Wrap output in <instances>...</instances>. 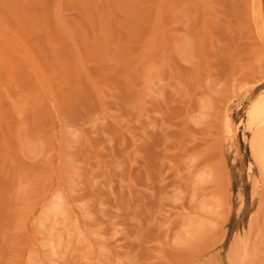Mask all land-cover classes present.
Masks as SVG:
<instances>
[{"label":"rangeland","instance_id":"1","mask_svg":"<svg viewBox=\"0 0 264 264\" xmlns=\"http://www.w3.org/2000/svg\"><path fill=\"white\" fill-rule=\"evenodd\" d=\"M263 114L264 0H0V264H264Z\"/></svg>","mask_w":264,"mask_h":264},{"label":"bare ground","instance_id":"2","mask_svg":"<svg viewBox=\"0 0 264 264\" xmlns=\"http://www.w3.org/2000/svg\"><path fill=\"white\" fill-rule=\"evenodd\" d=\"M264 115V114H263ZM263 118V117H262ZM260 119V118H259ZM256 120V119H255ZM260 123H264V121H261ZM260 126V125H259Z\"/></svg>","mask_w":264,"mask_h":264}]
</instances>
